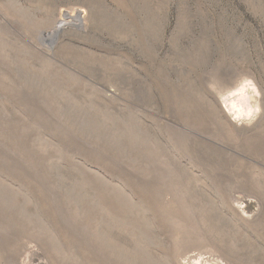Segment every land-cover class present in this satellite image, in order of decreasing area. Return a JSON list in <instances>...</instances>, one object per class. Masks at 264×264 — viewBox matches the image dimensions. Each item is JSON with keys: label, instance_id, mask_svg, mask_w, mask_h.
Instances as JSON below:
<instances>
[{"label": "rangeland", "instance_id": "obj_1", "mask_svg": "<svg viewBox=\"0 0 264 264\" xmlns=\"http://www.w3.org/2000/svg\"><path fill=\"white\" fill-rule=\"evenodd\" d=\"M0 264H264V0H0Z\"/></svg>", "mask_w": 264, "mask_h": 264}, {"label": "bare ground", "instance_id": "obj_2", "mask_svg": "<svg viewBox=\"0 0 264 264\" xmlns=\"http://www.w3.org/2000/svg\"><path fill=\"white\" fill-rule=\"evenodd\" d=\"M77 16H78L79 18H78ZM80 16H81V12H80V13L77 12V14L74 15V16H73V14H70V13H67V12H65V14L63 15V17L66 18L67 20L72 18L74 21H76V20L81 21V20H80ZM67 23H68V21H60V22L58 23V25H60V28H62L63 26L67 25ZM57 29H58V28H57ZM51 34H52V33H50L49 35L51 36ZM251 98H252V97H251Z\"/></svg>", "mask_w": 264, "mask_h": 264}, {"label": "water", "instance_id": "obj_3", "mask_svg": "<svg viewBox=\"0 0 264 264\" xmlns=\"http://www.w3.org/2000/svg\"><path fill=\"white\" fill-rule=\"evenodd\" d=\"M77 17H78V16H77ZM78 18H79V17H78ZM56 28H58V29L54 30V31L52 32V34H51V41H54V40L56 39L58 33H59L60 30L62 29V28H60V25H57Z\"/></svg>", "mask_w": 264, "mask_h": 264}]
</instances>
